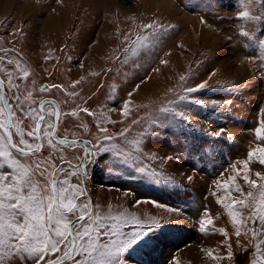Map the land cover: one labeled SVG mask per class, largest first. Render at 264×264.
<instances>
[{"label": "rangeland", "instance_id": "1", "mask_svg": "<svg viewBox=\"0 0 264 264\" xmlns=\"http://www.w3.org/2000/svg\"><path fill=\"white\" fill-rule=\"evenodd\" d=\"M5 1L0 0V56L5 62L28 67L37 86L60 84L78 93L62 109L79 106L110 118L115 123L105 118L103 126L117 138L112 143L136 157L137 166L155 173L148 177L121 165L112 172L103 164L90 169L87 185L94 206L159 222L145 242L126 254L127 264H247L253 249L240 247L227 211L218 203L229 191L239 196L236 184L245 193L251 190L239 162L258 143L264 146L253 131L264 107V64L257 47L243 46L251 42L239 35L243 22L237 20L242 10L238 0ZM147 24L163 25L167 31L159 29L161 34L153 36L152 29L142 27ZM245 30L259 36L264 26L246 25ZM144 35L152 37L151 47L125 62L126 49ZM204 81L207 89L184 92ZM179 94L217 100L223 107L180 102ZM43 98L66 97L53 88ZM228 100L232 103H224ZM126 102L128 116L122 115ZM165 107L184 111L188 121L177 118L170 124L160 111ZM79 115L90 131L76 129L79 121L71 117L65 125L77 138L103 135L92 117ZM220 129L225 131L216 136ZM249 168L251 179H257L256 172L264 174L255 158ZM206 219L213 225L201 231L200 222ZM240 242L248 244L243 237ZM208 251L223 259H212Z\"/></svg>", "mask_w": 264, "mask_h": 264}, {"label": "snow or ice", "instance_id": "2", "mask_svg": "<svg viewBox=\"0 0 264 264\" xmlns=\"http://www.w3.org/2000/svg\"><path fill=\"white\" fill-rule=\"evenodd\" d=\"M238 3L242 10L237 12V20L243 22L239 35L251 42V45L245 43L243 46L257 47L259 62L264 64V38H261L264 30L259 36L255 30H245L246 25L254 29L264 26V0H238ZM205 6L211 5L205 2ZM142 27L152 29L153 36L161 34L159 29L167 31L163 25ZM151 39L148 35L137 36L125 51V62L151 47ZM5 63L13 69L9 70ZM30 76L28 67L11 59L5 62L4 56H0V264H127L126 254L145 242L148 231L159 226V222H145L127 211L121 213L112 208L104 212L94 206L87 187L90 169L94 171L103 164L106 171L112 172L114 165H121L135 168L148 177L155 173L137 166L136 157L112 143L117 138L103 126V119L107 117L102 114L98 117L89 108L79 106L69 111L62 109L61 104H69L78 93L66 91L60 84L37 86ZM180 79L184 81L185 77ZM208 87L204 81L196 87H186L184 92L196 93ZM53 88L63 92L66 98L62 101L43 98ZM179 101L213 109L223 107L220 101L202 100L186 94H179ZM128 103L123 107L124 116L129 115ZM224 103L231 104L232 101ZM160 111L167 114L165 118L170 124L177 118L181 121L189 119L184 111L174 107ZM81 112L93 118L102 136H91L85 141L77 138L75 131H69L65 126L69 123L68 117L79 121L75 124L76 129L90 131L79 115ZM258 115V126L253 131L256 140L264 142V107ZM224 131L220 129L215 135L220 136ZM120 135L126 139L123 132ZM134 143L139 145L140 142ZM254 158L264 166L261 143L248 152L246 160L239 162L245 169L243 180L251 190L245 193L236 184L234 191L239 196H233L229 191L218 203L227 211L240 247L244 251L249 247L253 249L247 264H264V183L257 182L264 181V174L256 172L257 179H251L247 174ZM236 171L239 175V170ZM235 179L232 177L233 181ZM221 186L229 189L228 184ZM225 200L229 202L225 203ZM207 225H213V221L202 220L201 231H206ZM219 231L231 240L225 229ZM242 237L248 241L247 245L240 242ZM228 247L231 259V244ZM207 255L214 260L223 259L212 251Z\"/></svg>", "mask_w": 264, "mask_h": 264}, {"label": "water", "instance_id": "3", "mask_svg": "<svg viewBox=\"0 0 264 264\" xmlns=\"http://www.w3.org/2000/svg\"><path fill=\"white\" fill-rule=\"evenodd\" d=\"M48 99H51V98H48ZM85 141H87L86 139H84ZM87 187H88V185H87ZM88 190H89V187H88ZM89 195H90V191H89ZM91 197V196H90Z\"/></svg>", "mask_w": 264, "mask_h": 264}, {"label": "bare ground", "instance_id": "4", "mask_svg": "<svg viewBox=\"0 0 264 264\" xmlns=\"http://www.w3.org/2000/svg\"><path fill=\"white\" fill-rule=\"evenodd\" d=\"M5 2H6L5 4H7V5L9 4V0H7V1H5Z\"/></svg>", "mask_w": 264, "mask_h": 264}]
</instances>
